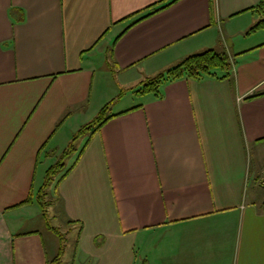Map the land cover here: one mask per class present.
Returning <instances> with one entry per match:
<instances>
[{
    "label": "crops",
    "instance_id": "1",
    "mask_svg": "<svg viewBox=\"0 0 264 264\" xmlns=\"http://www.w3.org/2000/svg\"><path fill=\"white\" fill-rule=\"evenodd\" d=\"M169 1L0 0V264L58 254L38 236L41 172L76 150L80 117L128 92L139 102L87 130L47 196L62 264H264V38L225 37L253 28L262 0H178L133 24ZM208 49L229 54V78L137 92Z\"/></svg>",
    "mask_w": 264,
    "mask_h": 264
},
{
    "label": "trees",
    "instance_id": "2",
    "mask_svg": "<svg viewBox=\"0 0 264 264\" xmlns=\"http://www.w3.org/2000/svg\"><path fill=\"white\" fill-rule=\"evenodd\" d=\"M178 0H170L168 3L157 6L158 3H154L148 7V10L138 17L134 22H138L141 19L148 17L152 14L157 13L160 10L172 5ZM260 15L261 18L257 22V24L252 28L253 30L264 28V0H262L255 9ZM232 60L229 54L226 51H217L215 49H208L202 52L191 54L185 57L182 61H180L175 66L170 67L164 72L159 73L158 75L148 78L146 81L142 83V86L137 90L138 93L146 94V93H154L156 96L161 97L162 87L165 83L173 80H177L183 77L192 78L196 80H201L206 77H214L218 79H227L232 75ZM112 102L104 105L97 116L86 125L82 126L81 129L76 133L75 138L87 130H99L106 122H108L114 116L118 114H110ZM73 150V146L70 143V146L64 151L61 158L53 165H51L46 173V178L44 184L40 188L37 194V201L40 204L42 215L47 220L48 227L56 232L60 238V247L58 254L48 263V264H62V259L65 253L66 247V237L61 233L60 229L54 225H52L50 220V215L48 212V207L50 205V201L47 199L48 191L47 189L54 182L56 175L64 168L65 163L64 159L67 157ZM81 154V152H80ZM69 169L63 177L70 171ZM32 195L24 202H31ZM264 208V204H263Z\"/></svg>",
    "mask_w": 264,
    "mask_h": 264
},
{
    "label": "rangeland",
    "instance_id": "3",
    "mask_svg": "<svg viewBox=\"0 0 264 264\" xmlns=\"http://www.w3.org/2000/svg\"><path fill=\"white\" fill-rule=\"evenodd\" d=\"M260 18L261 17H259V19H258V21L260 20ZM256 24V23H255ZM254 24V25H255ZM232 30V29H231ZM232 34V33H231ZM225 37H227V40H228V42H229V45L231 46H229L230 48H234V47H232V43H235V42H237V43H245L246 41L247 42H249L250 40H258V39H260V38H264V28H260V29H256V30H253L252 28L251 29H248V30H246V31H244V30H241V29H238V30H236L231 36H229L228 34H225ZM231 51V50H230ZM178 64V63H177ZM113 73V72H112ZM104 78H105V81H107V82H112V78L113 79H115V77H114V73L113 74H109L108 73V71L107 70H105V73H104ZM130 91V90H129ZM128 92V91H127ZM121 95V94H120ZM113 96H115V95H113ZM115 98V97H114ZM123 98V97H122ZM121 99V98H120ZM141 99V97H136V98H134V100L132 99V94H131V92H128L127 93V95L126 96H124V98L121 100L122 102L121 103H117V104H112L111 105V109H110V112L109 113H111V112H116V111H118L119 110V108H125V107H128V106H132V105H134V104H137L138 102H139V100ZM110 100H112V99H110ZM116 101V100H115ZM94 116L95 115H90L89 117H87V118H85V117H80L79 118V126L80 125H82L84 122H88V121H92V119L94 118ZM83 120H85V121H83ZM75 123H76V120H75ZM67 125V126H66ZM68 126H70V124H64L63 125V127H62V131H64V130H66V129H68V130H70L69 129V127ZM72 129V135H74L75 134V132H76V130L74 129L75 127L74 126H72L71 127ZM61 131V132H62ZM89 133H90V131H87L84 135H81V136H78V137H76V138H74L73 136H72V140H73V138H74V140H73V142H74V147L76 148V150L75 151H73V152H71L70 154H69V156H67V158L65 159V162H66V165L64 166V170L63 171H65L72 163H73V161L76 159V155H77V152L83 147V145H84V143H85V139H86V137L89 135ZM57 155V154H56ZM45 160H47V161H45V162H49V163H52L53 161H55V160H58V158L55 156V155H51L50 156V160L48 159V158H46ZM45 165L44 164H42V168L44 167ZM48 166H49V164H48ZM41 168V169H42ZM61 173H59L58 175H60ZM44 180H45V175H44V178H43V174H42V172H41V175H40V177H39V180H38V183H41V182H44ZM48 190V198L49 199H51L52 198V196L55 194V183H52V185L51 186H49V188L47 189ZM50 207V208H49ZM49 207H48V212H49V214H51L52 215V213H53V209L51 208V206L49 205ZM50 215V216H51ZM52 218V217H51ZM45 219V218H44ZM43 221V220H42ZM44 225H45V223L46 224H48L47 223V220L45 219V222L43 221L42 222ZM41 223V224H42ZM52 223L54 224L55 223V221H52ZM43 224H42V227L41 228H39V230L40 231H38L39 233L38 234H40V235H38V236H40L39 238L42 240V241H44V244H45V246H46V250L49 252V254H50V256H52V254H53V252L59 247V244H60V238H59V235L56 233V232H54L53 230H49V229H47V227H43ZM30 226H32V225H30ZM37 226V225H36ZM38 227V226H37ZM36 227V228H37ZM29 244L28 245H30V251H31V253H32V249H31V246L32 247H34L33 246V243L31 242V240L28 242ZM16 246H17V250H18V253H19V247L21 246V243H20V241L19 240H16ZM33 254H35V251H34V253ZM20 257H18V262H19V259ZM36 258H37V256H36ZM50 258H52V257H50ZM37 260V259H36ZM33 261H34V258H33Z\"/></svg>",
    "mask_w": 264,
    "mask_h": 264
}]
</instances>
